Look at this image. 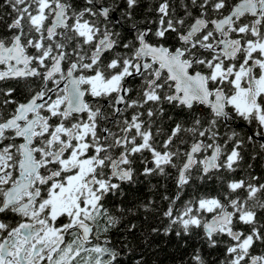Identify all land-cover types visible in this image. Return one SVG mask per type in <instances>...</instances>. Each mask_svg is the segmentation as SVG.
Listing matches in <instances>:
<instances>
[{
  "label": "snow or ice",
  "instance_id": "1",
  "mask_svg": "<svg viewBox=\"0 0 264 264\" xmlns=\"http://www.w3.org/2000/svg\"><path fill=\"white\" fill-rule=\"evenodd\" d=\"M123 3L130 35L116 30L108 0L0 2L11 9L0 82L26 85L21 99L0 88V264H147L133 239L117 247L109 237L141 212L159 220L144 231L127 224L142 244L202 230L209 248L223 245L218 264H264V182L226 178L246 144L264 152L255 140L264 141V0H183V15L158 0L142 22L140 0ZM165 106L185 117L169 115V130ZM237 120L251 134L221 132ZM169 169L174 196L108 206L140 176ZM217 173V194L178 204L194 180ZM190 264H208L199 248Z\"/></svg>",
  "mask_w": 264,
  "mask_h": 264
},
{
  "label": "trees",
  "instance_id": "2",
  "mask_svg": "<svg viewBox=\"0 0 264 264\" xmlns=\"http://www.w3.org/2000/svg\"><path fill=\"white\" fill-rule=\"evenodd\" d=\"M2 2V0H0ZM158 0H140L139 7L136 8L134 17L135 22H142L145 18H154L155 13L150 12L149 9L154 8ZM172 7L175 9L177 15H183V9L180 7L183 0H170ZM77 6L83 5V0H76ZM109 4L115 3L118 5L116 10L117 17L122 22L121 29L126 30L127 35H130L128 29L133 21H125L123 19L122 13L124 11L123 0H108ZM11 11L7 6L0 8V15L3 16V22H0V35L4 34L6 31L5 25L10 22V17L7 15ZM115 22V20H114ZM128 28V29H127ZM13 87L16 91V98L21 99L26 85L23 81H8L0 82V88ZM200 112L201 109H199ZM173 113L174 119H183L184 113L179 110L170 109ZM167 115L159 123L165 129L169 130L173 125L172 122L168 120ZM232 124L228 123L222 125L221 132L224 133L229 130ZM256 140V139H255ZM257 145L261 143L256 140ZM244 160L241 162V167L235 173L226 176L228 179H242L246 178L249 174L255 175L261 178V182H264V152H261L258 146L253 144H246L242 152ZM255 157V159H253ZM249 165L251 167H249ZM170 175L165 176H153L145 178L143 176L139 177V182L136 185H126L124 186V197H109V207L115 210L117 206L123 205L124 207H134V205L139 204L142 201L155 198L159 203V196L161 193L167 194L169 196H174L176 193L175 176L176 172L174 169L168 170ZM222 175L217 173L211 178H205L202 182L200 180H194L192 184L184 189V194L182 200L178 202L181 204L184 200L193 198L194 196L204 195V194H217V191L221 187L220 180L218 177ZM155 186V188H153ZM166 206V204H165ZM145 215H148V219L145 220ZM136 223L140 231L150 229L159 223L157 217L146 214L138 213L135 217H126L117 229L112 230L111 238L117 247L122 246V242L125 238L133 239V243L136 244L138 253L143 252V256L147 261V264H190L191 254L199 248L201 253L204 255L208 264H218L219 260L223 258V245H218L216 248H209L203 239V231L196 230L191 236H186L177 238L175 233L170 236L160 235L158 237H153L149 245L140 243V232L135 233V238L129 236L126 232L127 224ZM124 264H131V257H124Z\"/></svg>",
  "mask_w": 264,
  "mask_h": 264
},
{
  "label": "flooded vegetation",
  "instance_id": "3",
  "mask_svg": "<svg viewBox=\"0 0 264 264\" xmlns=\"http://www.w3.org/2000/svg\"><path fill=\"white\" fill-rule=\"evenodd\" d=\"M114 15H115V18H116V17H117V13L115 12ZM118 20H119V16H118ZM127 29H128V28H127ZM116 30H117V31H123L124 33H126V30L121 29L120 27H118ZM125 35H127V34H125ZM169 43H172V41L169 40ZM139 83H140V81H139V79L137 78V79L131 81L130 86H138ZM165 108H166V110L168 111V114H169L170 116H173V113L170 112V108H168L167 106H165ZM201 111L204 112V111H206V109L201 108ZM229 123L232 124L230 127H234V128H236L237 131H242V132H244V133L251 134V127H252V126H249V125H247L246 123H244V122H242V121H239V120L234 121V122H229ZM255 139L258 140V141H260V142H262L261 140L257 139L256 137H255ZM136 167H137V169H138V171H139V170H142L143 165L137 163V164H136ZM108 199H109V198H108ZM111 235H112V231L109 233V237H110L112 243L115 245V243L113 242V240H112V238H111Z\"/></svg>",
  "mask_w": 264,
  "mask_h": 264
},
{
  "label": "water",
  "instance_id": "4",
  "mask_svg": "<svg viewBox=\"0 0 264 264\" xmlns=\"http://www.w3.org/2000/svg\"><path fill=\"white\" fill-rule=\"evenodd\" d=\"M116 19H118V17H116ZM256 138L260 140V138L258 136ZM262 142H264V141H262Z\"/></svg>",
  "mask_w": 264,
  "mask_h": 264
}]
</instances>
